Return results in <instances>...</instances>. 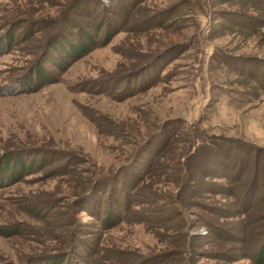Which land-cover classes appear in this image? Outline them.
<instances>
[{
  "label": "rangeland",
  "instance_id": "1",
  "mask_svg": "<svg viewBox=\"0 0 264 264\" xmlns=\"http://www.w3.org/2000/svg\"><path fill=\"white\" fill-rule=\"evenodd\" d=\"M0 264H264V0H0Z\"/></svg>",
  "mask_w": 264,
  "mask_h": 264
},
{
  "label": "trees",
  "instance_id": "2",
  "mask_svg": "<svg viewBox=\"0 0 264 264\" xmlns=\"http://www.w3.org/2000/svg\"><path fill=\"white\" fill-rule=\"evenodd\" d=\"M88 39V38H87ZM88 41H90L89 39H88ZM82 43H80L77 47H72V53H69V54H72V55H69V54H67L65 51V53H64V57H63V62L65 63V64H67V62H70V61H72V59H76V58H78V57H82V56H84L86 53H87V50H86V48L89 46H86V44L83 42V41H81ZM91 42V41H90ZM91 45V44H90ZM66 55V56H65ZM61 62V61H60ZM60 62H58V63H60ZM61 64V63H60ZM57 66H59V64H56ZM167 147V146H166ZM151 151V150H150ZM148 153V152H147ZM219 156V155H218ZM155 157H157V155L155 156ZM140 159V158H139ZM148 162H149V158H148ZM143 164H144V162H143ZM152 164V163H151ZM151 164H149V163H147V164H145V166L144 167H149ZM140 170V169H139ZM140 171H143V168L140 170ZM152 171H153V168H152ZM149 173H151V172H149V169H148V173H147V175L149 174ZM208 177V176H207ZM135 178H137V176H134V179ZM128 185H130V184H128ZM128 195L126 194V200H128ZM242 209V208H241ZM128 210V209H127ZM225 212H229V211H224V210H221L220 211V213H225ZM214 231V230H213ZM218 234V233H217ZM218 235H220V234H218Z\"/></svg>",
  "mask_w": 264,
  "mask_h": 264
}]
</instances>
